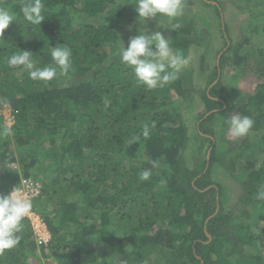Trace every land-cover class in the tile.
I'll use <instances>...</instances> for the list:
<instances>
[{
    "label": "trees",
    "instance_id": "trees-1",
    "mask_svg": "<svg viewBox=\"0 0 264 264\" xmlns=\"http://www.w3.org/2000/svg\"><path fill=\"white\" fill-rule=\"evenodd\" d=\"M228 1L243 13L252 0H184L183 15L166 24L180 23L175 31L157 24L161 17L150 20L153 31L168 33L173 49L195 55L178 79L149 90L129 75L118 51L129 41L121 28L137 18L134 0H42L40 25L24 19L25 0H0L17 16L0 37V103L14 117L13 132L0 135V194L22 178L39 182L32 211L50 234L37 244L26 217L19 243L0 253V264L90 262L93 235L115 263L264 264V228L255 229L264 215V200L256 199L264 163L250 164L241 154L255 141L257 155L264 151V49L247 33L228 38L222 21ZM200 17L217 21V46L205 39L208 31L201 34L194 21ZM139 29L132 24L130 37ZM61 44L73 53L67 76L58 69L52 81L32 80L7 64L13 53L29 50L37 67L53 65L51 47ZM228 68L248 75L245 90H232ZM237 113L254 120L244 137L228 131ZM153 122L150 138L133 142ZM5 126L0 114V132ZM149 158L160 166L151 168ZM144 169L152 171L147 181L139 179ZM223 174L235 187L231 205Z\"/></svg>",
    "mask_w": 264,
    "mask_h": 264
},
{
    "label": "clouds",
    "instance_id": "clouds-1",
    "mask_svg": "<svg viewBox=\"0 0 264 264\" xmlns=\"http://www.w3.org/2000/svg\"><path fill=\"white\" fill-rule=\"evenodd\" d=\"M134 10L137 19L142 24L157 17H164L172 21L184 13V0H134ZM24 19L33 25H40L45 19L42 14L45 5L42 0H25L20 7ZM16 13L7 8L0 7V37L5 29L15 21ZM180 23H172L170 31L181 28ZM122 63L128 66L138 83L146 86L149 90L164 87L166 84L178 79L180 71L189 63L190 57L182 50L173 49L170 40L161 31H148L146 28L139 29V34L129 38L127 47L122 42L118 50ZM53 65L42 68L36 66L33 53L29 50H19L13 53L7 60L10 68H23L28 72L30 79L39 81H52L58 75H69L74 71L72 64V50L66 45L51 47ZM228 131L233 137L246 136L254 125V120L248 115L234 114L227 121ZM151 125L145 123L140 135L133 137V142L141 136L149 139ZM12 133L11 125L5 126L0 135L8 136ZM151 168H158L159 162L149 158ZM152 175L151 169L140 172L139 179L147 181ZM256 199L264 200V184H261L256 193ZM32 199L20 194L17 188H13L8 194H0V253L14 248L20 241L18 233L23 228V220L32 215Z\"/></svg>",
    "mask_w": 264,
    "mask_h": 264
},
{
    "label": "rangeland",
    "instance_id": "rangeland-1",
    "mask_svg": "<svg viewBox=\"0 0 264 264\" xmlns=\"http://www.w3.org/2000/svg\"><path fill=\"white\" fill-rule=\"evenodd\" d=\"M230 1H234V0H230ZM239 1V0H238ZM240 2V1H239ZM239 2L237 4H239ZM228 6L226 7L225 11L223 12L222 15V21L226 22V24H228L229 27V32L230 34H228V38L231 39V41H235L237 39V36H239L240 34L243 33H247L249 35V37L252 39V44H254V46L257 49H264V1L262 0H252L250 3L248 4H243L242 6H238V8H241L243 10H245L243 13L241 12H237L234 10V8H232L229 4H231L229 1L227 2ZM241 3V2H240ZM248 9V10H247ZM208 10V11H207ZM202 9L201 12L202 13H207V14H211L209 9ZM196 22L197 25H199L200 30H202V33H206V31H208L209 35L205 37L206 40H210L212 38V43L214 45V43L216 42V46H217V41L216 39H218L221 35V32L219 31V28L217 27V21H211V20H205L203 18H197L196 20H194ZM127 24L124 25L121 30H120V36L122 38V41L124 40H128L131 33L130 30L132 28V24H135V26L137 27V29H139L140 27L146 28L148 29V31L152 32L153 31V27L152 24L153 22H151L150 20L146 21L145 23H141L138 21V19L136 18L133 23L131 22H126ZM159 25L163 26V29L166 30L167 29V23L169 24V21L164 18L161 17V24L159 19L156 22ZM169 28V27H168ZM168 30V29H167ZM168 33H166V37H167ZM214 36V37H213ZM216 38V39H215ZM220 41V49H223V45L222 42L223 40H219ZM205 45H207L205 43ZM215 46V49H216ZM214 49V50H215ZM213 50V51H214ZM201 50H199L197 53H200ZM209 53L211 54L212 52L209 51ZM209 53H206L207 55H210ZM217 53H213L211 55H215ZM194 53L193 52H189L186 56L190 57L189 59V64L192 63L193 59H194ZM211 55L209 57H211ZM197 58L195 59L196 62ZM227 71H231L230 74L227 75L226 77V81L229 83L231 82L232 86L234 89L232 90H237V91H243L247 88V80H248V75L243 73V71H238L236 72L234 70V68H228ZM129 75L131 77H135L132 70L129 69ZM196 74L194 75V83L199 84L202 80L198 79L197 77H195ZM194 108H190V113L187 116V120L190 123H193L194 119L193 116L191 117V115L193 114ZM0 114L3 116L4 119V123L5 125H12L14 124V117L11 113V109L8 105L0 103ZM13 132V131H12ZM202 141V139H201ZM204 142L202 143L203 146L205 147V145H207L206 140H203ZM259 142L255 141L251 143V149L249 148H245L241 150V154L243 155V159H250L251 163L250 164H254V165H260L264 163V151H262L259 156L257 155V152L259 151L258 149H260L259 147ZM190 150H192V148H189L187 153L190 152ZM204 151H202L203 153ZM236 155V154H235ZM249 160V161H250ZM14 166V165H11ZM47 171L51 172V169L48 168ZM224 173V172H223ZM220 181L225 185L226 188V196H227V201L230 204L227 205H231L233 199H234V195H235V187L233 184V181L229 178L228 175L223 174L222 178L220 179ZM32 215L29 217L31 226H32V230L35 227L36 232L33 230V237H34V232L35 233H40L43 234L45 233V230H43L42 228V219L39 217V215L37 213H35L34 211H32ZM90 221V220H89ZM68 228V227H67ZM66 228V229H67ZM264 228V215H262V218L260 219V221L258 222L257 226L255 229H258V232H261L262 229ZM65 229V228H64ZM71 229V228H70ZM68 229V230H70ZM90 241L86 244V248L93 250V254L90 257V262H86L83 264H102V261H107L109 260V263H115V258L113 255L108 254V251L106 249V245L105 242L103 240L100 239V237L93 235L92 237H90ZM35 241V238H34ZM262 248H264V245L262 246ZM94 258V259H93ZM46 264H55L53 262V260H51L50 258L45 259ZM115 264H124V263H115Z\"/></svg>",
    "mask_w": 264,
    "mask_h": 264
},
{
    "label": "built area",
    "instance_id": "built-area-1",
    "mask_svg": "<svg viewBox=\"0 0 264 264\" xmlns=\"http://www.w3.org/2000/svg\"><path fill=\"white\" fill-rule=\"evenodd\" d=\"M15 187L17 188V190L20 192L21 195L29 197L31 199L39 195L41 189L39 182L34 181L31 178H22L20 183ZM30 216H28L27 218H29ZM42 228L43 230H45V233L43 234L35 233L36 232L35 227L33 228V230L35 231L34 238L37 244L47 243V241L50 238L49 231L47 230L44 223L42 224Z\"/></svg>",
    "mask_w": 264,
    "mask_h": 264
}]
</instances>
